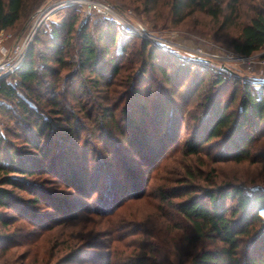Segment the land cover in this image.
Instances as JSON below:
<instances>
[{
  "label": "trees",
  "instance_id": "trees-1",
  "mask_svg": "<svg viewBox=\"0 0 264 264\" xmlns=\"http://www.w3.org/2000/svg\"><path fill=\"white\" fill-rule=\"evenodd\" d=\"M38 1L0 0V31L24 20ZM157 4L141 1L146 13ZM67 9L49 29H38L19 68L0 80V251L86 214L107 217L119 240L128 222L111 218L130 200L154 193L161 231L147 232L141 254L67 239L56 243L61 253L38 264H154L163 252L166 264H264V178L216 183L215 168L199 172L206 160L264 161V91L228 69L210 71L207 58L193 56L184 66L178 60L184 52L142 36L119 45L117 22L99 15L80 21L78 4ZM169 13L175 23L206 16L214 33H231L228 43L240 55L264 49V0H170ZM166 54L178 64L160 59ZM196 96L201 113L189 117ZM92 119L104 125L96 139ZM97 143L109 147L108 156L97 154ZM177 155L181 180L150 185L149 177ZM42 175L61 190L48 189Z\"/></svg>",
  "mask_w": 264,
  "mask_h": 264
},
{
  "label": "rangeland",
  "instance_id": "rangeland-1",
  "mask_svg": "<svg viewBox=\"0 0 264 264\" xmlns=\"http://www.w3.org/2000/svg\"><path fill=\"white\" fill-rule=\"evenodd\" d=\"M72 1L74 0L38 1L37 5L39 6L33 12L28 13L24 20L20 21L15 27L7 31H0V42L7 47L13 46L32 31L36 19L44 10L56 4L58 5L59 3ZM80 1H83L78 4L81 12L80 21H84L88 17L95 15L108 18L109 15L98 12L97 9L88 4V2L97 1L102 4H107L108 6H111L120 17L127 20L132 25L144 28L146 31L152 34V36L161 38L164 42H166L164 46L170 47L172 49H178L185 53V57L178 56L180 59L173 55H163L160 59H163L164 62H169V65H177L178 61L176 59L181 60L183 58L182 60H189L193 58L194 55L192 50L200 49L211 56L218 55L224 57V59H219L207 56L206 58L209 59V62L206 67L209 68L210 71L215 72L217 69L219 70L220 68H225L232 72V76H236L237 78H240L241 80L250 84L258 80H263V85H261L258 91H260V93H263L264 91V49L254 52L249 58L240 59L241 55L235 52L228 43L231 33L229 34L225 32L221 36L220 34L214 33V29L212 28V23L209 21V18L200 13H196L179 23H175L171 19L169 13L170 0H158V4L154 10L147 13L142 10V0ZM75 4L77 3H68L63 7L57 8L49 15L48 18L51 20V22L60 21L66 15L68 6ZM86 13L89 14L86 15ZM44 27L45 26L42 25L39 29ZM133 34L134 33H126L121 30L118 34L119 45L123 42V40ZM147 39L153 45L157 47L161 46L155 44L153 40L149 38ZM186 60L184 61L186 63L184 66H187L188 61ZM192 67L196 68V65H192ZM132 70L128 69L122 73L121 77L119 78V81L121 80L120 82L122 85L125 83V78L129 72H133ZM199 72L201 73V71ZM188 83L189 78H186V81H184V84L181 86V90H184ZM122 85H118L119 90L120 88H123ZM161 86L166 87V85L163 83H161ZM200 89L201 86H199V90ZM199 99L200 97L196 96L187 107V115L189 117L196 116L201 113V108L196 106ZM113 102L115 103V101ZM118 110L119 108L115 110V113L117 114V118H120V112ZM92 121L96 124V126L100 123V120L97 119H92ZM2 124H0V131L2 130ZM103 126L104 125H99L95 129L93 127V134H96L94 135L95 138L93 139H96L97 136L99 137L103 133V130H101ZM88 128L91 129V127ZM187 130L188 128L185 126L184 132H187ZM184 137L185 135H183V138ZM14 142L15 144L19 145L20 139H17ZM261 142L262 146L264 147V139ZM97 145V154L101 156H108L109 150L107 149V151L106 148L109 147L105 148L104 145H101L100 143H97ZM127 153L133 154V152L128 151ZM110 154H113V152H110ZM193 160L197 161V159ZM204 160L206 159L202 157L200 158L199 162ZM206 161L208 164L200 167L201 169L199 172L201 175H205L210 170V168H215L214 180L216 183H219L221 180L232 179L240 180L246 184H252L253 181H258V179L260 180L264 178V161H259L257 163L245 162L239 165L225 162L220 163L210 162L208 160ZM183 164L184 162L181 160L180 155L169 159L166 163V166L160 172L154 176L151 175L152 177H149L148 180L150 185L155 187L159 184H176V180H181L185 174L182 171ZM194 166H196L195 163ZM97 176L99 177V174H97ZM45 178L48 179L44 180L48 182L46 185L48 186V189L51 188L50 185L54 184L55 191L61 190L62 186L60 189H56L57 181L53 180L50 175H42L40 177V179ZM198 180L199 183L206 184V182L202 179ZM158 203L159 202L157 198H155L154 193H152L146 197L130 200L126 206L119 210L117 214L111 218V221H115L117 223H121L122 221H124V223H126V221L128 222L124 225L125 227L123 229L120 226L121 238L119 240H116L112 236V232L109 231L110 226L107 217L104 218L96 214H86L82 215L75 221L68 223L66 226L54 228L50 233L48 232L44 234V236L42 235L39 239L35 240L36 242L32 243L27 241L21 245L9 249L8 251H0V264H38L39 262L44 261V258H50L53 256V254L57 255L58 253H61V251H56V243L61 242V240L67 241V239L77 243L78 246H84L83 241L91 240L93 243L101 246V248H99L103 251L106 250V252H109L110 249H116L118 254L123 256L132 257L139 255L144 252L142 248L145 244L144 241L148 238L147 232L149 230H153L154 228L156 233L161 231L160 228L158 229L155 227L161 220L160 216L158 215ZM131 223L133 224L130 225ZM62 252H65V250ZM166 256L169 255H167L165 252L157 253L154 264H166Z\"/></svg>",
  "mask_w": 264,
  "mask_h": 264
},
{
  "label": "built area",
  "instance_id": "built-area-1",
  "mask_svg": "<svg viewBox=\"0 0 264 264\" xmlns=\"http://www.w3.org/2000/svg\"><path fill=\"white\" fill-rule=\"evenodd\" d=\"M81 2H83V1L74 0L72 2H63V3H59L58 5L56 4L54 6H51L48 9L44 10L38 16V18L35 21V24L33 26L32 31L28 35H26L24 38H22L20 41L15 43L13 46L7 47L0 42V80L2 78L10 76L19 68V66L21 65V63L23 62V60L25 58L29 44L31 43V40H32L35 32L42 25L47 27V29L50 28L51 20L48 17L51 13H53L54 10H56L59 7H63L64 5H66L68 3L79 4ZM88 4H90L92 7L96 8L98 12L106 13L107 15H109L108 18L117 22L124 32L134 33L138 36L149 38V39L153 40L154 43L157 45H161V46L165 45L166 42H164L161 38H158L156 36H152V34H150L144 28L134 26L130 22H128L127 20L120 17L118 15V13L111 6H108L107 4H102V3L97 2V1L96 2L95 1L94 2H88ZM88 14L89 13H86V15H88ZM192 53L194 56H198L201 58H206L207 56H211L208 53H206L200 49H197V50L193 49ZM211 57L224 59V57H221L218 55H216V56L212 55ZM249 57H250V55L249 56L241 55L240 59H245V58H249ZM262 82H263V80H258V81L253 82L252 84L256 88L259 89L261 87V85H263Z\"/></svg>",
  "mask_w": 264,
  "mask_h": 264
}]
</instances>
